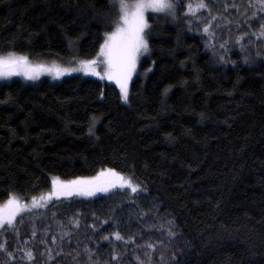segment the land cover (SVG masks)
I'll use <instances>...</instances> for the list:
<instances>
[{"label":"trees","instance_id":"16d2710c","mask_svg":"<svg viewBox=\"0 0 264 264\" xmlns=\"http://www.w3.org/2000/svg\"><path fill=\"white\" fill-rule=\"evenodd\" d=\"M214 1L204 23L149 18L128 104L80 75L0 82V202L108 168L141 188L4 226L0 264H264V8ZM117 20L110 0H0V54L91 59Z\"/></svg>","mask_w":264,"mask_h":264},{"label":"snow or ice","instance_id":"6c2138e0","mask_svg":"<svg viewBox=\"0 0 264 264\" xmlns=\"http://www.w3.org/2000/svg\"><path fill=\"white\" fill-rule=\"evenodd\" d=\"M110 2L117 4L120 16L115 22V30L105 33L104 42L100 45L98 58L103 57L101 63L106 65L103 75L95 70L97 59L80 61L78 69H61L58 66L45 69L42 65H33L28 56L10 52L6 57L0 56V79L22 76L26 80H36L45 70L54 74V78H59L72 71H83L85 74L99 76L101 80L107 78L115 81L120 90V99L128 104L129 82L136 73L140 57L150 52L149 38L152 33V25L148 23L149 18L170 17L173 21L184 19L189 21L191 26L205 22L200 19L198 13L208 7L205 0H197L195 4L192 2L185 4V0H135L134 3H128V0H110ZM182 8L186 9L183 16L180 15ZM149 12L154 15L149 17L147 15ZM203 31L209 33L207 24ZM261 37H264V25H261ZM240 40H243V37H240L237 42ZM220 59L223 61L224 57H220ZM101 99H103V93H101ZM95 123V118H93L89 127V135H94ZM139 187V184L133 183L130 177H125L113 168H108L88 178L61 180L59 177H54L48 194L41 195L39 198L32 197L31 200L33 207H45L53 197L58 199L61 196H94L97 192H108L113 188H127L132 193H136ZM7 207L9 209L7 212H0V229L4 228L5 223L9 227H13V220L17 213L24 211L28 206L21 203L15 196H11L7 201ZM113 235L117 241L124 239L119 232H115ZM103 239L108 240L109 237L104 236ZM5 250V245L0 244V251ZM7 255L11 257L13 253L8 252ZM26 255L30 260L34 259L32 252H28ZM113 259L116 257L114 256Z\"/></svg>","mask_w":264,"mask_h":264},{"label":"rangeland","instance_id":"374dc122","mask_svg":"<svg viewBox=\"0 0 264 264\" xmlns=\"http://www.w3.org/2000/svg\"><path fill=\"white\" fill-rule=\"evenodd\" d=\"M217 1H219V0H216V1H214V2H217ZM229 1H230V3H229ZM236 1L237 0H221V2L220 3H222V5H224V9H227L228 8V5L230 4V5H235L236 4ZM240 1H242L243 2V0H240ZM135 2V0H128V3H134ZM190 2H192V3H196L197 2V0H191ZM114 3V2H113ZM205 3H206V0H205ZM115 4V6H116V8H117V11H118V19H119V16H120V11H119V8H118V6H117V4L116 3H114ZM207 5H208V3H206ZM244 4H245V7H247L248 9V11H243L242 9L243 8H240V11H242L241 13V15L243 16V15H245L246 13H248L247 15L249 16L250 15V12H251V10H249L250 9V7H253L254 9H256V10H263L262 8H264V0H244ZM240 7H241V5H240ZM208 9V8H207ZM149 14H151L150 12L147 14V15H149ZM204 26H206V25H204ZM204 26H203V29H204ZM115 27H116V24H115V26H114V28L111 30V32L112 31H114L115 30ZM110 33V32H109ZM103 42H104V40H103ZM102 42V43H103ZM101 43V44H102ZM99 50H100V47H99ZM99 50H98V52H97V55L94 57V58H91V59H79V60H74V61H72V62H61V61H59V60H31V59H29L30 60V62L33 64V65H42L45 69H48V68H53V66H58L59 68H61V69H73V68H79L80 67V64H79V62L80 61H82V60H93V59H97V65L95 66V70L98 72V73H100V75H103L104 74V72H105V70H106V65H104L103 63H101V61L103 60V57H99L98 58V53H99ZM17 55H19V54H17ZM147 54H145V55H143V56H141L140 57V60H139V63H140V61L146 56ZM0 56H7V55H5V54H0ZM139 63H138V65H137V70H138V66H139ZM137 70H136V73H137ZM136 73L133 75V78H134V76L136 75ZM72 75H80V76H84V77H90V78H95V79H100L99 78V76H96V75H91V74H85L83 71H72V72H70L69 74H64V75H61L59 78H54V74H50L48 71H42L41 72V74H40V76H39V79H36V80H26V79H24V77H22V76H13V77H11V78H8V79H0V82H11V81H13V80H23V81H26V82H30V83H36V82H39V81H41V80H43V79H47V80H50V81H53V82H58V81H61V80H63V79H65V78H67V77H70V76H72ZM132 78V79H133ZM103 80H106V81H108V82H110V83H112V84H114L115 86H116V88L118 89V91L120 92V90H119V87H118V85H116V83H115V81H111V80H108L107 78H105V79H103ZM132 81V80H131ZM130 81V82H131ZM130 82H129V85H130ZM123 102V101H122ZM124 103V102H123ZM122 174V173H121ZM97 175V174H96ZM122 175H124L125 177H130V176H128V175H126V174H122ZM95 176V175H94ZM93 177V176H92ZM131 178V177H130ZM74 179H77V178H74ZM132 179V178H131ZM69 180H73V179H69ZM132 181H133V179H132ZM133 183H135V184H137L135 181H133ZM115 189H120V188H113V189H110L109 191H111V190H115ZM141 188L139 187V189H138V191L140 190ZM51 190V187H50V189L47 191V192H45V193H43V194H41V195H47L48 194V192ZM122 190H127V191H129L130 193H132L131 192V190L130 189H127V188H124V189H122ZM137 191V192H138ZM136 192V193H137ZM98 193H102V192H97L95 195H97ZM40 195V196H41ZM94 195V196H95ZM40 196H38L37 198H39ZM75 197H79L78 195H73V196H61V197H59L58 199L56 198V197H53L48 203H47V205L45 206V207H33L32 206V200L30 199V200H21V199H19V198H17L21 203H23V204H25V205H27L28 207L24 210V211H22V212H18L17 213V215L15 216V218H14V220H13V224H15L18 220H20L23 216H26V215H30V214H35V213H39V212H41L42 210H44L46 207H48L49 205H52L54 202H58V201H61V200H65V199H71V198H75ZM86 197H92V196H86ZM9 200V199H8ZM8 200H6V201H3V202H0V212H7L9 209H8V207H7V201ZM7 224L5 223V225L4 226H6Z\"/></svg>","mask_w":264,"mask_h":264}]
</instances>
